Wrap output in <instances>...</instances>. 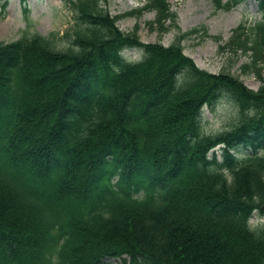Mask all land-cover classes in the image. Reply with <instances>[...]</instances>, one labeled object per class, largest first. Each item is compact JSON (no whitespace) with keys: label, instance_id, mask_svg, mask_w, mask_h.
I'll return each mask as SVG.
<instances>
[{"label":"trees","instance_id":"16d2710c","mask_svg":"<svg viewBox=\"0 0 264 264\" xmlns=\"http://www.w3.org/2000/svg\"><path fill=\"white\" fill-rule=\"evenodd\" d=\"M108 1H72L65 49L0 42V264H264V0L251 39L238 26L229 40L250 51L255 92L182 54L196 30L165 47L118 30L148 11L150 29L177 31L167 0L113 16ZM223 96L235 123L204 135Z\"/></svg>","mask_w":264,"mask_h":264},{"label":"rangeland","instance_id":"374dc122","mask_svg":"<svg viewBox=\"0 0 264 264\" xmlns=\"http://www.w3.org/2000/svg\"><path fill=\"white\" fill-rule=\"evenodd\" d=\"M74 0H0V42H12L23 36L34 34L53 40L58 50L71 43L77 25L72 8ZM6 3L5 9L2 5ZM222 3L229 0H221ZM145 0H109L103 8L113 16L140 8ZM170 11L176 16L178 30L168 29L158 34L147 23L154 18L152 12H142L139 16L127 17L116 23L118 30L127 33L134 27L142 44L168 46L180 33L196 30L180 45L182 54L194 66L209 74L228 73L235 77L244 88L255 92L259 81L251 73H243L241 68L250 62V51L240 52L229 45L232 30L238 26L245 29L251 39L249 28L261 21L256 2L241 0L229 5L225 10H214L211 0H167ZM205 32V34H204ZM140 56L136 50H128L124 57L129 61ZM201 131L204 135H215L230 128L236 120V108L228 96L221 97L211 108L202 111ZM240 151L236 152L240 156ZM217 148L216 157L219 158ZM250 225L254 222L249 220ZM104 264H121L120 259H106Z\"/></svg>","mask_w":264,"mask_h":264}]
</instances>
